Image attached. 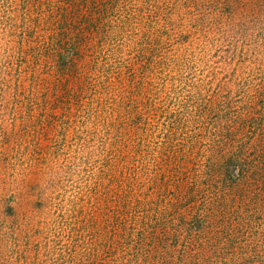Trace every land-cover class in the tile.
I'll list each match as a JSON object with an SVG mask.
<instances>
[{
  "label": "rangeland",
  "instance_id": "rangeland-1",
  "mask_svg": "<svg viewBox=\"0 0 264 264\" xmlns=\"http://www.w3.org/2000/svg\"><path fill=\"white\" fill-rule=\"evenodd\" d=\"M0 264H264V0H0Z\"/></svg>",
  "mask_w": 264,
  "mask_h": 264
}]
</instances>
